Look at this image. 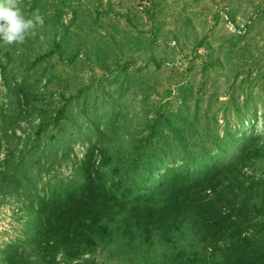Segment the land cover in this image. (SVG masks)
<instances>
[{
    "label": "trees",
    "instance_id": "1",
    "mask_svg": "<svg viewBox=\"0 0 264 264\" xmlns=\"http://www.w3.org/2000/svg\"><path fill=\"white\" fill-rule=\"evenodd\" d=\"M59 1L18 0L26 18L39 17L18 61L0 41V201L13 198L19 213L0 264H97L99 251L117 264H264V134L255 129L264 117V0H146L151 25L139 42L173 40L168 67L154 55L126 57L124 47L142 46L129 33L96 32L81 51L76 37L66 52ZM163 6L176 26L151 16ZM215 28L237 43L213 48L216 61L206 53ZM54 54L68 70L51 72ZM164 67L191 73L178 82L174 111L149 74ZM220 74L225 107L207 86ZM79 141L88 143L72 160ZM246 229L258 235L248 242Z\"/></svg>",
    "mask_w": 264,
    "mask_h": 264
},
{
    "label": "rangeland",
    "instance_id": "2",
    "mask_svg": "<svg viewBox=\"0 0 264 264\" xmlns=\"http://www.w3.org/2000/svg\"><path fill=\"white\" fill-rule=\"evenodd\" d=\"M216 1L218 0H215V3ZM86 2H87L86 7L89 8L88 10H90L91 13L85 12L86 13L84 14L85 17H81L83 11L79 9L78 4L86 3ZM147 4L148 2L146 0H92V2H88L87 0L59 1L58 7H59L61 19L69 26L67 27V30H66V38L64 41L65 43H63L62 45V49H65L66 52L71 51V46L74 43V39L76 37H77L76 38L77 42H80L79 43L80 51L84 50L86 47L88 48V50L92 49V46L95 43L93 42L92 39L97 38L99 36L98 34L92 33L90 30V28L94 24L93 31L100 32L102 36L109 32V34L113 33L115 38L122 37L123 39H125V35H126L125 33H129L128 35L129 39H133V38L137 39L138 44L142 45L138 47V49L132 48L131 50L128 47L123 48V50L127 54L126 57L135 59L136 63H139V61L141 62L142 60L147 58L148 55L150 56L154 55L155 61L164 60L163 62H170V59L173 58L171 47L175 44L173 40L168 39L167 42H164L162 41V38L159 37L158 39H156L155 44L150 43V45L147 47L141 41L139 42V39L143 40V38H141L144 35L143 32H147V30L149 29L151 25L150 22L146 19L147 17L144 11V6ZM96 8H99L101 12L99 15H96V12H95ZM77 9L79 10L77 11L76 14L72 13L73 10H77ZM156 9L153 12V15L156 16V20L168 23L169 26L171 27L176 26L175 17L172 16V13H171L172 9L170 6H163L162 11L160 10L156 12ZM208 19H210V17H208ZM227 27L229 30H232L230 28L232 27L231 25L230 27L227 25ZM75 30L78 36L75 35V37H73L72 33ZM221 31L220 29L215 28L214 34H211V36L207 37L206 53H210L211 51H213V48H217L218 46H221L222 44L225 45V47H230L229 44L234 45V47L237 46L236 42L229 40L228 42H231V43H228L225 39L218 36V33ZM206 32H207V26H206ZM133 34H138V38L134 36H132L131 38V35ZM199 34H203V33H199ZM48 35H49V42H50L51 35L49 31H48ZM220 38L222 39V41L220 40ZM167 45H169V47ZM9 47L11 48L12 53L15 55L13 58H15L18 61L19 55H17L16 53L23 51L22 44H19V43L12 44ZM180 47H181V42L178 48ZM200 52L204 54L205 51L203 49H200ZM215 53L216 52L213 51V54L211 55V57L212 59H215L216 61L217 55ZM22 55L24 56L23 53ZM49 58H50L49 61L55 62V65H53V67H50V70L52 73L58 74L62 71L68 70L67 67H69L70 65H68V63L58 61L56 54L52 55ZM152 62L153 60L149 61L148 63V65L151 67L153 66ZM226 62H227L226 58H223L222 63L225 65V67H226ZM188 64H189L188 59H185L183 61V66H187ZM165 66L168 67V65H165ZM167 67H164L165 68L164 70H156L154 71V73H151L149 71V74L151 75L154 74L155 78L152 81V84H154V87L159 89L160 95H163L164 93H166V97H165L166 99L164 100L169 101V106H170L169 108L174 111L178 108L176 105L177 100L179 101L182 98V95H179L178 93V89L180 86L178 82L184 81L182 79L187 78V77H189V79L191 80L190 78L191 73L190 72L187 73L185 77H183L182 75L181 76L174 75L172 73L173 68L172 67L167 68ZM200 67H201V61L199 59L194 69L199 70ZM185 72H183V74ZM149 77L150 75L147 76V79ZM193 77L200 78V75H196ZM223 77H224L223 74L214 76L212 79H215V80H210L207 86L213 88L214 91L216 90V88L219 89V93L216 94V91H215V93L211 97L215 99V101H218L220 105L225 107L228 105V98L230 97V93L224 94V90L226 89V84L222 83ZM211 88H208V89H211ZM168 89L171 90V94L169 96H167ZM243 97H244L243 95L240 96V99H239L240 102L242 101ZM193 103L194 101L191 102L190 104H193ZM257 109H259V107ZM257 114L259 115L258 112ZM231 116H233V112H231ZM218 117H220V113L218 114ZM221 121L222 120H219V122ZM255 129L259 133L264 134V117L258 118ZM75 150L78 153V155H80L82 151L81 143L77 142L75 144ZM0 156H3V153H1ZM37 187L40 191L42 190L40 182L38 183ZM15 204L16 202L14 201L13 198H10L6 202L0 201V241L5 240L7 237L12 238L18 232L17 226H19L18 225L19 221H17L16 218H18L19 213L18 211L15 210L16 209ZM95 258H96L97 264H117V262L114 259L107 256L105 251L97 252L95 254Z\"/></svg>",
    "mask_w": 264,
    "mask_h": 264
},
{
    "label": "clouds",
    "instance_id": "3",
    "mask_svg": "<svg viewBox=\"0 0 264 264\" xmlns=\"http://www.w3.org/2000/svg\"><path fill=\"white\" fill-rule=\"evenodd\" d=\"M145 14H147L146 11ZM152 15L153 12L151 13V16ZM38 22H39V17L33 19V18H26L23 15L18 5V0H0V41H3L4 44L8 46L17 43L22 44L28 35L33 34L35 32ZM230 25L232 26L231 28H234L232 23H230ZM92 33L96 34L95 31H92ZM164 63L169 65L170 62H164ZM257 112L260 114L259 110ZM245 127H247V125ZM85 133L88 134L87 132ZM97 136H98L97 133H93V135L88 137L95 138ZM79 143H81L82 151L80 155H78V153L75 150V144H74L72 160L75 159L74 155L79 158L82 157L85 146L88 143V141L83 143L82 141H79ZM227 160L228 158H225L223 162ZM262 164L264 163L262 162ZM227 195L229 194L227 193ZM255 235H258L256 231L247 230V229L244 230L242 233L244 240H247L248 242L250 241V237Z\"/></svg>",
    "mask_w": 264,
    "mask_h": 264
}]
</instances>
